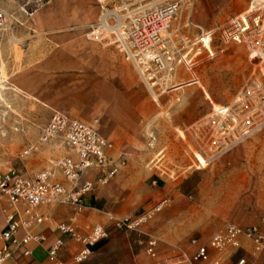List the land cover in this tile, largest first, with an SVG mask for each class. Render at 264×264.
I'll return each mask as SVG.
<instances>
[{"label":"rangeland","instance_id":"rangeland-1","mask_svg":"<svg viewBox=\"0 0 264 264\" xmlns=\"http://www.w3.org/2000/svg\"><path fill=\"white\" fill-rule=\"evenodd\" d=\"M156 1L179 4L166 34L174 40L183 38L177 44L180 55L190 59L194 52L199 54L190 69L180 63L173 71L157 73L153 87L127 61L133 65L131 82L136 91L141 88L146 93L139 136L148 143H133L127 150L124 169L134 174L114 208L129 216L149 204L168 201L143 229L162 237L166 243L160 242V252L166 256L172 246L186 250L191 239L208 242L228 225L264 229V61L253 59L243 45L223 43L218 33L211 42L205 37L230 17L245 14L252 0ZM59 3L67 6L73 22L69 37L115 50L92 40L90 33L103 15L117 13L124 0H0L7 14L6 27L0 31V42L5 40L0 45V159L5 167L19 168L28 176L69 154L60 141L39 143L51 110L40 100L42 93H25L16 86L18 80L26 83L25 77L11 76L12 66L23 68L19 40L28 37L31 24L47 21L37 16ZM30 144L38 151L22 157ZM88 176L95 179L97 172ZM144 257L140 262L147 261ZM239 259L264 264V253L254 255L248 243L228 254V264H238Z\"/></svg>","mask_w":264,"mask_h":264},{"label":"built area","instance_id":"built-area-1","mask_svg":"<svg viewBox=\"0 0 264 264\" xmlns=\"http://www.w3.org/2000/svg\"><path fill=\"white\" fill-rule=\"evenodd\" d=\"M179 8L177 2L158 5L156 0H124L117 13L112 11L101 17L99 23L92 27L90 35L94 41L115 47L126 61L141 71L144 81L153 87L157 73L173 71L174 65L180 63L190 69L195 65L192 60L199 54L194 52L190 59L180 55L177 44L183 43V38L174 40L166 34ZM6 21L7 14L0 9V28ZM215 33H218L223 43L243 45L251 51L253 59L264 61V0H252L245 14L230 17L215 30L205 34V37L208 36L211 42ZM202 39L199 40L201 44ZM168 45L170 50L167 49ZM205 50L209 57H213L212 51ZM51 141H60L65 151L73 157L54 160L48 169L30 178L13 169L5 173L0 171V199L5 202L2 210L5 228L0 229V264L11 261L29 243L45 241L43 236L32 234L33 229L46 221L38 211L40 207L65 206L80 213L85 208L84 197L97 187L106 186L117 176L122 166L110 156L113 146L92 127L55 111L39 138L41 144ZM37 151L38 146L31 145L21 156H30ZM90 170H95L97 176L85 180L84 175ZM57 175L69 185L68 188L56 179ZM167 203L165 200L141 213L122 218L109 217V220L113 229L119 233L141 234ZM57 230L80 245L72 259L73 264L87 261L91 254L90 248L107 237V231L101 225H95L86 234H80L66 224L58 225ZM20 231L24 232L22 239H18ZM242 240L251 244L254 255L264 253V229L258 226L244 228L228 225L206 243L192 240V252L189 255L181 253L173 260L158 259V242L155 238H148L144 256L150 262L145 264H222L220 256L230 250H239ZM61 247V240L49 247L47 264H64L59 259ZM23 256L30 257L31 252L26 250ZM238 264L246 263L242 259Z\"/></svg>","mask_w":264,"mask_h":264},{"label":"crops","instance_id":"crops-1","mask_svg":"<svg viewBox=\"0 0 264 264\" xmlns=\"http://www.w3.org/2000/svg\"><path fill=\"white\" fill-rule=\"evenodd\" d=\"M79 9L81 13V7ZM37 17L39 19L46 17L47 21L31 24L27 29L30 33L28 37L19 40L23 51V68L19 70L15 68L16 66H12L11 76L12 78L25 77L27 80L26 83L18 80L16 86L25 93L31 91L36 94L42 93L40 100L51 110L50 116L54 111L59 112L72 120L92 127L113 146L110 156L113 160H118L122 166L114 183L106 187H97L84 197L85 208L80 213L65 206L40 207L38 211L46 221L33 229L32 234L43 236L45 241L39 244L29 243L5 264H47V251L57 240L62 241L60 261L64 264H73L72 259L79 251L80 245L57 230V226L61 224L71 225L80 234L88 233L95 225H101L107 231V237L93 245L90 248L91 254L88 260L80 264H145L149 259L144 257L147 261L143 263L139 258L144 256L148 238L157 240V257L160 260H173L181 253L189 255L192 252L190 242L197 239L189 240L186 250L180 245H175L169 249L166 256H161L160 246L162 248L163 244L160 242H166L160 235L158 238L147 228L142 230L141 234L119 233L113 229L109 220V217L127 216L114 208L116 202L123 200L124 191L122 190L134 174L131 169H124L129 156L127 150L134 146L133 143H148L147 139H140L139 136L140 125L146 117L144 112L146 93L142 92L141 88L136 91L135 83L131 82L133 65L127 62L122 54L116 52V49L101 48L97 43L69 37L68 28H71L70 25L73 22L68 18L66 5L59 3L58 6L45 10ZM4 27L6 24L0 31ZM31 33L34 35L30 36ZM4 42L5 40L2 39L0 45ZM71 94L76 97L69 98ZM64 157H73V155L64 153L58 159ZM52 161L54 160L49 161L43 169H48ZM10 169L18 171L27 178L34 176L23 174L18 170L19 168L5 167L1 161V172L5 173ZM90 171L92 173V170ZM90 171L84 175L85 180H92V177L88 176ZM56 179L68 188L69 185L65 184L59 175ZM153 205H147L142 211L151 209ZM4 207L5 202L0 199V229L5 228L2 213ZM23 237L24 232L20 231L18 239ZM143 242L144 244H141ZM248 243L242 240L239 250H230L222 254L220 256L222 264H228L230 252H239ZM26 250L31 252L30 257L23 256ZM240 260L242 259L238 262Z\"/></svg>","mask_w":264,"mask_h":264},{"label":"bare ground","instance_id":"bare-ground-1","mask_svg":"<svg viewBox=\"0 0 264 264\" xmlns=\"http://www.w3.org/2000/svg\"><path fill=\"white\" fill-rule=\"evenodd\" d=\"M206 37L208 38V36H206ZM221 111H223V113H225V112H227V109H224V110H221ZM196 159L199 162L200 166H204L205 165V161L203 160V158L200 155L197 154L196 155Z\"/></svg>","mask_w":264,"mask_h":264}]
</instances>
